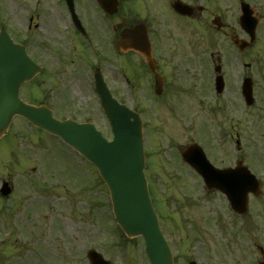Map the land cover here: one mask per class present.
<instances>
[{"label": "rangeland", "instance_id": "1", "mask_svg": "<svg viewBox=\"0 0 264 264\" xmlns=\"http://www.w3.org/2000/svg\"><path fill=\"white\" fill-rule=\"evenodd\" d=\"M46 1L49 9L50 0ZM32 3L0 0V27L5 22L10 29H22ZM211 5L203 14L201 30L204 65H211L206 56L212 51H232L229 41L217 37L207 22L214 12L233 21L236 12ZM61 49L58 59L51 57L56 117L92 118L110 138L109 123L98 114L85 59L66 45ZM250 57L257 102L249 109L237 97L216 101L206 94V83L197 82V87L190 80L186 84L191 92L177 90L161 102L144 99L138 105L149 129L144 143L146 175L176 264H256V247L264 246V42ZM231 67L235 80L236 60ZM145 94L149 91L142 90L141 96ZM237 135L244 148L240 155L263 185L261 195L251 196L249 214L242 219L232 215L220 194L205 189L178 151L195 140L214 164L225 166L238 155ZM1 178L11 180L14 193L0 203V264H90L89 249L113 264H149L143 238H123L114 225L109 190L98 172L59 138L16 118L11 133L0 141Z\"/></svg>", "mask_w": 264, "mask_h": 264}, {"label": "flooded vegetation", "instance_id": "2", "mask_svg": "<svg viewBox=\"0 0 264 264\" xmlns=\"http://www.w3.org/2000/svg\"><path fill=\"white\" fill-rule=\"evenodd\" d=\"M74 1L87 34L75 28L65 0H50L49 9L45 7L47 1L40 0V9L31 15L28 26L22 29L6 27L14 41L24 46L41 67V72L28 83L29 88L23 87V90L26 89L22 94L25 101L47 105L55 111V91L51 88L56 85L53 80L56 74L52 70L51 57L58 59L59 52L63 53L61 46L65 45L85 59L90 82L91 75L94 81L95 69H101L113 95L135 110L144 99L155 103L167 99L170 93L177 90L191 92L186 84L188 80L194 81L197 87V82L206 83V94L213 95L216 101L228 96H231V101L235 97L240 103L244 101L242 84L245 78L250 77L251 67L246 68L250 62V48L241 52L237 50L236 56L225 50L211 52V62L219 69L212 73L210 67L203 64V39L199 31L202 29L204 10L197 8L202 5L207 10L209 2L222 9H235L242 3L248 4L258 20V42L264 39V0H184L194 7L190 17L181 16L172 9L175 0H118V10L113 15L105 13L96 0ZM215 16H220L223 25L221 31H216L217 35L227 39L235 35L250 39L249 33L234 26L238 16L234 21H228L222 13L210 14V18ZM58 23L65 29H60ZM137 28L140 35L148 38L151 64L136 50L117 49L123 34L128 36ZM235 59L239 67L232 70L236 73L234 80L229 70ZM220 76L225 82V89L217 93L214 81ZM46 84L50 88L44 90ZM142 90L149 91V94L141 96ZM241 149L239 146V151Z\"/></svg>", "mask_w": 264, "mask_h": 264}, {"label": "water", "instance_id": "3", "mask_svg": "<svg viewBox=\"0 0 264 264\" xmlns=\"http://www.w3.org/2000/svg\"><path fill=\"white\" fill-rule=\"evenodd\" d=\"M71 4L72 0H67ZM107 12L115 11L117 0H98ZM181 14H189L187 8L175 4ZM244 18L248 12L243 9ZM137 47V45L135 44ZM36 66L25 51L14 45L2 29L0 36V138L5 135L15 115H21L77 149L98 169L107 183L116 219L128 237L143 236L145 251L151 264H174L169 246L159 227L153 208L148 182L144 174L145 156L142 139V122L138 114L119 105L112 98L102 78L97 75L98 92L106 114L114 130L113 141H108L92 124L59 121L44 107H35L19 98L21 85L30 80ZM248 104H253L252 81L245 85ZM187 161L205 180L208 190H219L230 200L232 208L245 213L250 192L261 193L260 183L251 171L239 164L232 169L215 168L206 158L201 147L191 144L183 153ZM10 191L6 188L4 194ZM91 264H111L95 250L88 253ZM196 264V263H192ZM264 264V263H263Z\"/></svg>", "mask_w": 264, "mask_h": 264}]
</instances>
